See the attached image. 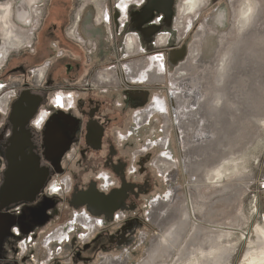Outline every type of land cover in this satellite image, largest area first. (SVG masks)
<instances>
[{
    "label": "flooded vegetation",
    "instance_id": "1",
    "mask_svg": "<svg viewBox=\"0 0 264 264\" xmlns=\"http://www.w3.org/2000/svg\"><path fill=\"white\" fill-rule=\"evenodd\" d=\"M0 5L10 6L12 25L30 36L7 45L0 60V264H39L33 246L41 242L46 249L66 243L65 237L45 241L57 229L70 230L74 218L67 228L58 227L67 214H88L98 224L82 228L93 232L118 221L120 211L138 210L152 195V150L159 146L147 149L151 140H145L137 148L135 142L142 127L152 123L150 118L139 124L154 100L152 82L137 84L123 74L127 64L152 58V0L129 7L121 30L116 7L113 13L105 7L90 12L85 0H0ZM159 16L154 25L169 24V18ZM204 20L200 44L209 24V18ZM2 34L0 24V49L5 46ZM134 34L142 53L121 57L127 38ZM141 38L151 43V53ZM109 48L121 65V75L115 67L110 69L117 84L104 79L109 69L98 71L106 57L100 53ZM77 51L91 60L84 67ZM170 53L173 64L185 50ZM138 111L143 112L136 129ZM163 135L167 147L160 148L155 160L164 154L166 159H161L170 165L175 163L167 152L170 136L165 131ZM148 217L152 223L151 212ZM53 228L44 238L45 230Z\"/></svg>",
    "mask_w": 264,
    "mask_h": 264
},
{
    "label": "rangeland",
    "instance_id": "2",
    "mask_svg": "<svg viewBox=\"0 0 264 264\" xmlns=\"http://www.w3.org/2000/svg\"><path fill=\"white\" fill-rule=\"evenodd\" d=\"M85 1L90 3L88 9L90 12L105 7L109 13H113L117 7L116 0ZM183 1L152 0L151 55L152 57L164 55L167 60L166 76L175 77L177 72L175 67L171 66L170 52L185 49L186 58L183 60L185 62L190 55L196 33L205 23L204 19L209 18V24L205 25L204 39L199 44L198 60L192 64L193 71L188 69V74L181 82L184 89L182 91L184 111L180 113L182 104L180 99L175 98L172 107V101L170 102L168 98L169 90H172L170 80L163 85H152V99L155 96L165 97L168 116L172 119L168 120L167 116L160 115L161 111L155 113L151 125L142 127L143 130L137 138L140 142L135 140L137 148H142L145 140L160 141L163 138V131L167 129L170 135L167 152L169 156L173 155L176 163V168L172 172L174 179L167 180L165 176H168V173L161 174L154 167L159 161V158L155 159L162 151L160 148L153 149L152 195L140 208L128 213L120 211L118 221L107 223L103 228L93 232L85 231L77 225L76 232L65 236L64 244L55 243L42 249L41 242H37L33 246L34 260L39 264H102L117 258H128V264H264V76L254 87V89L259 87L257 90L261 91L262 98L258 96L252 107L250 105L247 109L233 100L248 93L241 85L243 76L239 79V84L235 83L236 80L230 84L231 94L228 96L231 99H225L222 91L227 76L237 73L235 70L231 72V63L240 41L249 36L251 29H254V22L249 25L246 21L252 16V12H259L260 8L264 7V0H208L206 9L180 40V30L174 27L178 9ZM159 15H164L166 20L169 18L167 20L169 24H162L161 28L154 25ZM261 24L260 28H264V20ZM11 26L19 35L24 34L18 27L13 26L12 22ZM168 34L171 40L165 47H158L156 45L158 40ZM142 43L147 47L146 52L151 53L149 52L151 43L143 39ZM119 54L122 57L125 50ZM75 55L77 59H81L82 67L91 61L81 51H77ZM100 55L106 56V62L103 60L98 71L115 67L121 75V65L119 66L115 59L116 52L109 48ZM183 61L178 66L184 63ZM258 67L259 65L251 68L263 69ZM243 72L241 71L240 75ZM124 81L127 82L126 78ZM125 82L124 86L130 84ZM210 84H214L212 95ZM253 93L256 91L253 90ZM207 97L212 98L218 112L225 110L226 116L229 117L225 122L230 125L232 132L223 131L226 127L222 121L224 118L219 119L217 127L219 130L216 131L206 116L200 115V106L205 103ZM230 104H235L236 108L233 110ZM243 114L245 116H242ZM168 121L170 126L166 128L165 123ZM128 129L129 126L126 130ZM185 158L188 161L186 165ZM73 169L77 173L81 172L79 167ZM87 179L88 175L83 178L82 184ZM158 200H164L163 206L156 209L162 223L161 227L151 223L148 217V213L151 212L150 204L152 203L153 212L156 207L153 203ZM75 213L77 212L64 216L58 227L67 228ZM55 229L45 230L44 238ZM123 263L126 264L127 261L123 260Z\"/></svg>",
    "mask_w": 264,
    "mask_h": 264
},
{
    "label": "bare ground",
    "instance_id": "3",
    "mask_svg": "<svg viewBox=\"0 0 264 264\" xmlns=\"http://www.w3.org/2000/svg\"><path fill=\"white\" fill-rule=\"evenodd\" d=\"M102 1V0H101ZM141 0H120L119 1V4L117 5L116 7V18L118 19L117 20V25L120 26V29L121 30V27H122V24H124L127 20V12H128V9L129 7H131L133 4H138L140 3ZM29 3H34L33 2H29ZM257 3V2H256ZM255 3V4H256ZM2 4V3H1ZM11 4V3H10ZM259 4V3H258ZM261 4V3H260ZM259 4V5H260ZM12 5V4H11ZM208 5V0H184L182 3H181V6L180 8L178 9V14H177V18H176V24H175V29L176 30H180V37L179 39L182 40L183 39V35L185 33H187L189 31V29L193 26L194 22L198 19V17L200 16V14L202 13V11L204 9H206ZM255 6H258V5H255ZM251 8V7H250ZM249 8V9H250ZM260 8V7H259ZM253 9V8H251ZM258 9V8H257ZM235 12V11H234ZM11 13H12V10L10 8V6H3L1 7L0 5V24H1V31H2V35L4 36V42H5V46L4 48L2 47V49H0V60L5 58L4 55H5V47L7 45H15L19 42H22L24 41V37H26V39H29V34H25V35H19L17 33V31L11 26V21H10V17H11ZM101 13V12H99ZM263 13H264V7L260 8V11L259 12H252V16H250L248 18V20L246 21L247 23H249V25L253 23V27L254 29H251V34L247 37H245L244 39H242V41H240V44L238 45V48L236 49L235 51V57L233 58V61L231 63V72L233 70L237 71V73H235V75H232L230 74L231 76H227V81H225V84H224V88H223V92H224V98L226 99H231L228 95L231 94L229 88L231 87L230 84L233 83V81H235V83L239 81V79L242 77L243 80V84H241L243 87L246 88V91L248 90V93L246 95H244L243 97H240L239 99H233L234 101H238L239 104H241L244 108H248L250 105L252 107V104L254 102H256V100L259 98L258 96H260V99L262 98L261 97V91L260 90H257L259 87H256V89H254L255 86H257V82L259 79H261L263 76H264V28H260L262 27V21L264 20V17H263ZM247 14V13H246ZM13 15V14H12ZM242 15V14H240ZM102 17V16H101ZM246 17V16H244ZM21 18V17H20ZM245 19V18H244ZM246 24V23H245ZM248 25V24H247ZM184 26V27H183ZM250 27V26H249ZM248 27V28H249ZM252 27V28H253ZM236 28V27H235ZM240 28V27H239ZM251 28V27H250ZM260 28V29H259ZM259 29V30H258ZM237 31V30H236ZM240 32V31H239ZM245 32V31H244ZM197 35L195 36V41L191 47V50H190V55L188 57V59L182 63L177 69H176V74H175V77H172L170 75V77L168 78L166 76V66H165V63L163 61V58L162 57H152L150 59H145L144 61H139V62H131L129 64H127L125 67H124V73L126 76L125 77H128V79H131L132 82L134 83H151L152 82V85H163V83H166L170 80V83H171V88L172 90H169V100L170 102L172 101V107H174V102L176 100H174L175 98L177 99H180L181 100V108H180V113L182 111H184V104H183V94L182 91L184 90L183 87L181 86V82L182 80H184V76L188 74V71H193L192 69L194 68L192 65L193 63L195 64L196 60H198V57H199V44H200V39L202 38V34L203 32H198L196 33ZM138 37H136V35H130L126 42H125V53L128 55V56H135L136 54H141V48H140V43L138 42ZM240 39V37H239ZM171 40V37L170 35H165L164 37H161V39L158 40V42L156 43V45L158 47H165L168 43V41ZM234 40V39H233ZM241 40V39H240ZM235 44V43H234ZM2 45V43H1ZM7 48V47H6ZM234 48V47H233ZM10 49V48H9ZM11 50V49H10ZM222 52V51H221ZM219 54V53H218ZM228 54V53H227ZM225 57V56H224ZM7 58V57H6ZM226 58V57H225ZM227 58H228V55H227ZM219 59V58H218ZM221 60V59H220ZM223 60V59H222ZM180 61V60H179ZM214 61V60H213ZM218 61V60H217ZM227 61V60H226ZM229 61V60H228ZM178 62V61H177ZM1 63V62H0ZM222 63V62H221ZM224 63V62H223ZM174 64V63H173ZM258 68H263V69H256L255 68L252 70L253 67H256L258 66ZM173 66V65H172ZM223 66V65H221ZM218 67V66H217ZM228 67V66H227ZM248 67V68H247ZM252 67V68H251ZM220 68V67H219ZM223 68V67H221ZM189 69V70H188ZM250 70V71H247ZM220 70V69H219ZM229 70V69H228ZM227 70V71H228ZM245 70V71H244ZM226 71V70H225ZM224 71V72H225ZM243 72V73L240 75V72ZM223 72V70H222ZM218 73V72H217ZM221 73V71H220ZM226 73V72H225ZM228 74H229V71H228ZM106 75V74H105ZM104 75V79H108V82L109 83H112V84H117V77L115 75V73L109 69L106 77ZM227 74H225L226 76ZM240 76V77H239ZM222 77V76H221ZM239 77V78H237ZM246 77V79H245ZM127 79V78H126ZM191 79V78H190ZM218 79V78H217ZM220 79V78H219ZM238 79V80H237ZM219 81V80H218ZM215 82V81H213ZM220 82L222 83L223 81L220 80ZM247 82V83H246ZM239 84V83H238ZM211 85V88L210 90L212 89L211 91V95H212V92H214V84H210ZM218 85V84H217ZM221 85V84H220ZM216 86V85H215ZM174 87L177 89H174ZM218 87V86H217ZM216 87V88H217ZM222 88V87H220ZM236 89V88H235ZM234 90V88H233ZM238 90V89H237ZM253 90L256 91V93H253ZM220 91V90H219ZM221 91V92H222ZM168 92V91H167ZM217 92V91H216ZM214 94V93H213ZM220 94V93H219ZM240 94L242 95V93L240 92ZM162 95V94H161ZM210 95V96H211ZM222 95V94H221ZM222 95V96H223ZM222 98V97H221ZM223 98V99H224ZM217 99V97H216ZM228 99V100H229ZM218 100V99H217ZM222 100V99H221ZM154 101L155 103L151 104V106L145 111V113L142 115L141 119H140V116L138 117L139 120V124H142L146 121H144L145 119H150V118H153L154 114L161 111V114L160 115H163V116H167V119L168 120H171L169 119V116H168V109H167V105H166V99L165 97H162V96H155L154 98ZM220 101V99H219ZM231 101V100H230ZM229 102V101H228ZM235 102V103H236ZM185 103V102H184ZM217 103V102H216ZM232 103V102H231ZM214 103H212V98H209L207 97L205 103L203 105L200 106V110L199 112L200 115H205L206 118L208 119V122L214 127V129L217 131V127L219 126L218 125V121L220 118H224L222 121H224L225 123V126L224 127L225 129H223V131H233L231 128H230V125L225 122L227 121V119H229L228 116H226V112L225 110L220 111L221 112H218L217 110V106L215 107L213 105ZM220 104V103H219ZM155 105V106H154ZM217 105V104H216ZM231 105V104H230ZM235 105V104H234ZM234 105L232 104L230 106V108H232L234 110ZM179 108V106H178ZM189 108V107H188ZM171 109V108H170ZM176 109V107H175ZM226 109V108H225ZM239 109V108H238ZM237 110V109H236ZM241 110V109H240ZM227 111V110H226ZM232 111V110H231ZM230 111V112H231ZM238 113V111H237ZM248 113V112H247ZM172 114V113H171ZM239 114V113H238ZM231 116V115H230ZM242 116H245L244 114ZM241 116V117H242ZM252 116V115H251ZM172 117V116H171ZM227 118V119H226ZM252 118V117H251ZM241 119V118H240ZM249 120V118H247ZM138 121V120H137ZM177 120H175V123H176ZM207 122V123H208ZM168 122L165 123V126L166 128H168L170 126V124H168ZM172 123V122H170ZM172 126V125H171ZM173 127V126H172ZM165 128V127H163ZM162 128V129H163ZM219 130V129H218ZM167 134V129L164 130ZM169 131V129H168ZM221 132V130H220ZM220 135V134H219ZM224 135V134H223ZM170 136V135H169ZM225 136V135H224ZM153 143V142H152ZM186 143V142H185ZM184 143V144H185ZM153 146H159V148H165L167 147V136L163 135V138L161 141L157 142V143H153L152 144ZM152 146V147H153ZM204 146V145H203ZM184 147V146H183ZM164 154H162L160 157H159V161L156 162L155 166L156 168L161 172V174H165L166 172L168 173V176H165V178L167 180H171L173 177H174V174L172 173L174 171V167L176 166V163H172L171 166L169 165V162L168 160H165L163 161L161 158L163 159H166L165 156H163ZM171 161H173V158H170L168 157ZM188 159V158H187ZM183 162V161H182ZM186 162H188L185 158V165L187 164ZM166 165H168V167H166ZM173 176V177H172ZM174 179V178H173ZM170 195V193H168ZM172 195V194H171ZM170 195V196H171ZM164 200L163 201H156L155 203H153L156 207L154 208L153 212L151 211V218H152V223L154 225H159L161 227V222L157 216V212H156V209L161 206H163ZM165 205V204H164ZM195 213V212H194ZM181 214V213H179ZM149 217H150V214H149ZM89 216L88 214H86L85 212H81V213H76L75 214V219L73 221V228L72 226L70 227L71 229L66 231L64 229V231H62V233H58L57 234V239H62L64 238L65 236H68L69 234L75 232L77 230V225H80L81 227H83L84 229H87L88 227H91L90 225H95V224H98L97 221L95 220H89ZM150 219V218H149ZM181 219V218H180ZM191 224V223H190ZM197 224V223H196ZM195 225V224H194ZM86 228H85V227ZM88 226V227H87ZM190 229V227H189ZM191 233V232H189ZM203 238V237H202ZM54 241L55 238L52 237L50 238L48 241ZM204 241V239H202ZM201 241V240H200ZM255 256V255H254ZM253 256V257H254ZM248 258V257H246ZM264 258V257H263ZM251 259V258H250ZM249 259V260H250ZM123 260H127V263H129V260L128 258H117L115 259L114 261H105L104 263L102 264H124L123 263ZM257 260V259H256ZM261 260V259H260ZM264 261V260H263ZM198 262V261H197ZM245 262V261H244ZM259 263V262H258ZM262 263V262H261Z\"/></svg>",
    "mask_w": 264,
    "mask_h": 264
},
{
    "label": "built area",
    "instance_id": "4",
    "mask_svg": "<svg viewBox=\"0 0 264 264\" xmlns=\"http://www.w3.org/2000/svg\"><path fill=\"white\" fill-rule=\"evenodd\" d=\"M143 111H138L136 114H135V116H134V119H135V126H136V129H139L140 128V126L138 125V123L136 122L137 120H138V117L141 115V113H142ZM147 149L148 148H151L152 147V142L151 141H148L147 142V144H146V146H145ZM106 187V186H105ZM116 218H118V216H116ZM74 219H75V217H74ZM74 221V220H73ZM71 223H73V222H71ZM70 223V227L72 226V228H73V224H71ZM71 229V228H70ZM62 231H64L63 229H57L55 232H54V234H52V235H50L47 239H46V244L49 242L48 240L50 239V238H52V237H54L55 239L57 238V234L58 233H62ZM61 241H63V238L61 239ZM24 246H25V244L23 243V244H21V248L22 249H24Z\"/></svg>",
    "mask_w": 264,
    "mask_h": 264
},
{
    "label": "water",
    "instance_id": "5",
    "mask_svg": "<svg viewBox=\"0 0 264 264\" xmlns=\"http://www.w3.org/2000/svg\"><path fill=\"white\" fill-rule=\"evenodd\" d=\"M182 50H185V49H182ZM186 58V50H185V53H183V55H181V58L179 59L180 61H178V62H174V64H172V62H171V66L172 67H176V66H178V64L180 63V62H182L184 59ZM171 58L169 57V60H170ZM169 63H170V61H168ZM102 202V201H101ZM113 219V216H110V217H108V221H111Z\"/></svg>",
    "mask_w": 264,
    "mask_h": 264
}]
</instances>
